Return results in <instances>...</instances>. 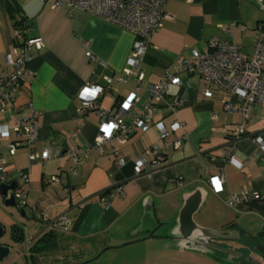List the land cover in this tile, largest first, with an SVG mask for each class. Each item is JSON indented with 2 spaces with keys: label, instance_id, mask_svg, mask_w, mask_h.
Segmentation results:
<instances>
[{
  "label": "crops",
  "instance_id": "crops-1",
  "mask_svg": "<svg viewBox=\"0 0 264 264\" xmlns=\"http://www.w3.org/2000/svg\"><path fill=\"white\" fill-rule=\"evenodd\" d=\"M11 5L16 7L13 13ZM164 6L170 17L151 35L152 45L140 67L144 76L136 90L131 79L116 81L131 50V32L87 11L68 10L67 5L55 0H0V68L13 47L12 28L20 14L27 18L28 35L43 40V47L28 64L12 107L0 117L12 129L18 115L35 111L38 137L33 146L37 151L50 148L49 159L32 164L28 183L20 187L28 202L36 206L35 210L27 208L29 213L44 214V219L26 233V252L18 254L27 264H264V253L256 249L262 242L253 239L264 226V160L256 157L252 139V135L264 133V101L250 111L245 123L248 135L233 139L231 130L242 123L241 115L227 113L216 99L199 98L200 79L197 74L188 75L183 77L182 86L170 85L166 90L169 97L179 94L183 100L177 113L165 104L159 105L150 115L147 128H137L123 144L103 143L102 152L93 143L98 135L96 112L78 111V93L90 83L105 84L103 77L108 75L112 77L111 88L100 96L98 105L107 110L113 107L114 96L122 99L135 94L140 103L121 113L130 123L140 114L141 103L146 102L147 87L173 69L179 56H187L190 48L203 51L214 36L226 38L219 24H231L233 35L229 39L249 52L255 26L264 20V12L258 11L254 0H167ZM86 50L91 51L92 58L86 57ZM176 117L186 137L174 150L176 134L171 132L160 139L155 123L162 122L169 128ZM12 138H0V153L7 157V170L14 178L16 170L28 164V149L19 148L8 155L6 144ZM152 145L163 147L164 165L155 170L143 166L142 174L121 181V196L104 203L119 180L113 149L133 162ZM69 148L81 160L75 172L69 169L71 160L65 155ZM232 152L242 163L240 169L227 161ZM220 170L223 189L215 193L208 179ZM50 175H58L60 181L49 183L46 180ZM194 184L209 190L194 215L196 223L237 231L240 239L220 240V244L241 252L239 258L225 261L194 250L179 242L178 231L171 227L152 235L136 231L145 196H151L153 213L159 221L172 222L183 203V193ZM244 190L256 191L262 198H248L236 206L228 204L229 197ZM57 221L62 227L56 226ZM23 222L25 219L16 224ZM44 224L60 234L58 242L46 249L30 250L34 244L28 238Z\"/></svg>",
  "mask_w": 264,
  "mask_h": 264
},
{
  "label": "built area",
  "instance_id": "built-area-1",
  "mask_svg": "<svg viewBox=\"0 0 264 264\" xmlns=\"http://www.w3.org/2000/svg\"><path fill=\"white\" fill-rule=\"evenodd\" d=\"M44 1V0H43ZM46 1V0H45ZM58 4H65L68 10L79 9L87 11L93 16H97L103 21L112 23L133 34L134 40L131 43V50L127 55L125 66L118 73V82L133 80L136 90L139 89V81L143 79L141 67L142 58L152 43L151 35L155 30L162 27L165 19L170 15L165 11L167 0H55ZM188 2L193 0H186ZM258 11L264 12V0H254ZM231 24H219L218 28L226 35L225 39L220 40L217 36L209 39L207 47L203 51L190 48L188 55H181L176 60L173 69L167 70L158 83L150 84L147 87L148 97L146 102L141 103L140 114L134 120L127 123L121 113L140 103V99L135 94H130L125 98L119 99L114 96L113 107L107 110L102 109L99 98L104 92L111 88L112 77L104 76L105 84L90 83L83 87L79 95L80 105L78 111L94 110L98 118V135L95 138L94 147L102 152L103 143L113 142L123 144L130 138L137 128H147V121L150 115L157 110L159 105L165 104L171 112L177 113L182 106L183 100L179 94H167L170 85L182 86L183 77L197 74L200 79L197 96L204 99H216L221 102L223 110L227 113H239L242 123L235 125L231 134L233 139H238L248 135L246 122L250 116L252 107L264 101V20L259 21L254 30V42L249 52L242 51L239 44L229 38L232 37ZM246 31L244 25H240ZM30 26L27 18L20 14L14 22L12 28L13 47L5 55V66L0 68V117L6 110L12 107V101L16 97L24 75L28 71V64L37 51L43 47V40L40 36H29ZM87 58H92L90 50L85 51ZM31 107V105H29ZM23 107H20L22 111ZM215 114L213 117L215 118ZM159 130L160 139L166 138L171 132L176 134L172 142L174 150L179 149L185 139V132L182 122L176 117L171 125L166 127L162 122L155 123ZM10 139L6 144L8 155L12 156L19 148L28 149V164L22 169L16 170V176L12 178L7 170L8 159L0 153V183H9L12 179H17L19 185L15 190L16 200L26 208L35 210L36 206L28 202L27 195L20 187L28 183V174L32 164L44 163L49 159L50 148L45 147L42 151H37L33 143L38 137V125L36 122V112L31 110L27 114L17 116L12 129L0 120V138ZM256 144V157L264 160V133L252 135ZM164 146L168 144L164 141ZM163 147L152 145L144 150V155L139 156L133 161L134 176L144 172L143 166L155 170L161 168L165 163V156L162 152ZM114 148L112 154L115 157L117 174L127 164L126 158L118 154ZM70 160L69 169L73 172L81 160L74 149L69 148L65 154ZM227 161L237 168L242 167L241 161L230 153ZM49 183H58V175H50L47 178ZM224 175L221 170L215 175L209 176L208 183L215 193L223 189ZM122 180L115 182V192L106 196L103 200L107 203L110 198L123 194ZM262 198L258 192L242 191L239 195H232L228 199V204L236 206L239 202L248 199ZM44 215V214H43ZM62 223L57 221L56 226L62 227Z\"/></svg>",
  "mask_w": 264,
  "mask_h": 264
},
{
  "label": "water",
  "instance_id": "water-1",
  "mask_svg": "<svg viewBox=\"0 0 264 264\" xmlns=\"http://www.w3.org/2000/svg\"><path fill=\"white\" fill-rule=\"evenodd\" d=\"M19 182L17 179H12L9 183H0V196L2 197L3 204L8 207H14L18 211L19 215L25 222L19 224L24 240L26 238V233L28 230H31L35 227L36 224H39L40 219L43 220L44 217L41 213L39 214H30L27 211V208L21 205L15 198V190ZM183 192V191H182ZM209 190L202 185H191L188 186L187 192L183 193V203L179 210H177V217L171 222H163L159 221L155 214L153 213V201L151 200V196H145L142 201L143 205V214L139 220V225H136V231L144 232L147 234H153L157 230L168 229L166 227L167 223H172L171 230L176 229L178 231L177 239L180 242L186 243L190 248L197 250L199 252H203L206 254L212 255L217 259L231 261L232 257L239 258L242 256L241 252H233L230 247H224L220 244V240L228 241L230 239H240L241 236L237 234V231L233 229H213L210 227L202 226L200 223H196L197 221L194 218L195 213L199 210L200 206L205 201L206 196L208 195ZM35 220V221H34ZM34 223L29 225V223ZM36 232L28 238L29 242L33 244L40 242V240L48 239L54 240L58 242L60 234L52 229V227L48 224L38 225L35 228ZM236 232L237 235L234 237L232 234ZM5 234V227L2 223H0V238ZM258 237L264 238V226L255 233ZM247 239V242L249 243ZM13 246L9 243H1L0 242V264H18L16 261H5L9 258L11 253H17V250H13ZM256 249L260 252L264 253V243H261ZM221 255H218V253ZM245 259H247L245 257ZM27 264V262H24Z\"/></svg>",
  "mask_w": 264,
  "mask_h": 264
},
{
  "label": "rangeland",
  "instance_id": "rangeland-1",
  "mask_svg": "<svg viewBox=\"0 0 264 264\" xmlns=\"http://www.w3.org/2000/svg\"><path fill=\"white\" fill-rule=\"evenodd\" d=\"M28 212H30L27 209ZM21 220H24L21 215H19L18 211L14 207H8L3 204L2 197L0 196V223H2L5 227V234L3 235L2 238H0L1 243H9L13 246L12 251L15 249L17 250V253H11L8 259L5 261H16L18 264H24L23 257L18 254H24L26 252V245L25 242L22 243H15L12 242L10 239V226L12 223H19ZM166 227H171L170 223H167ZM254 240L260 241V243H264V238L258 237L257 235L253 236ZM218 255H221V253L217 252ZM31 259V257H29ZM59 264H65L64 261H60Z\"/></svg>",
  "mask_w": 264,
  "mask_h": 264
},
{
  "label": "trees",
  "instance_id": "trees-1",
  "mask_svg": "<svg viewBox=\"0 0 264 264\" xmlns=\"http://www.w3.org/2000/svg\"><path fill=\"white\" fill-rule=\"evenodd\" d=\"M12 13L15 12L16 7L11 5ZM134 163L133 162H127V164L124 165V167L120 170V172L117 174L118 179L123 180L125 178H131L133 177V169H134ZM10 239L12 242L15 243H22L24 241L22 230L19 226V224L12 223L10 226ZM56 245V242L54 240H40V242L35 243L32 245L30 250L38 251L42 249H46L48 246H54Z\"/></svg>",
  "mask_w": 264,
  "mask_h": 264
}]
</instances>
